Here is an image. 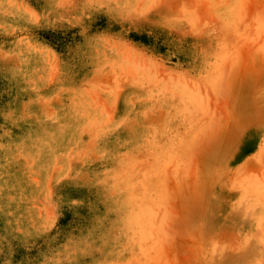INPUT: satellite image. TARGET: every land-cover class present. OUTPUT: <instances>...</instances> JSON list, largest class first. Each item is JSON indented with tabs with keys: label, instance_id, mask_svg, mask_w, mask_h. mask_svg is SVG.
<instances>
[{
	"label": "rangeland",
	"instance_id": "374dc122",
	"mask_svg": "<svg viewBox=\"0 0 264 264\" xmlns=\"http://www.w3.org/2000/svg\"><path fill=\"white\" fill-rule=\"evenodd\" d=\"M0 264H264V0H0Z\"/></svg>",
	"mask_w": 264,
	"mask_h": 264
}]
</instances>
